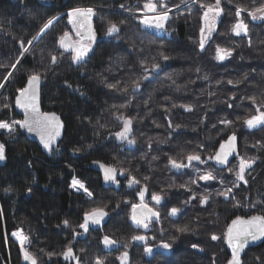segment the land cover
Returning a JSON list of instances; mask_svg holds the SVG:
<instances>
[{"label":"trees","instance_id":"obj_1","mask_svg":"<svg viewBox=\"0 0 264 264\" xmlns=\"http://www.w3.org/2000/svg\"><path fill=\"white\" fill-rule=\"evenodd\" d=\"M143 2L144 0H0V26L3 28L0 31V64L7 65L15 61L20 39L28 46L27 40L38 30V20L60 16L41 40L28 46L31 54H26L18 71L6 82L5 87L0 88V119L5 120L20 119L13 110L16 89L26 82V74L30 70L36 68L43 71L41 56L46 60L48 53L56 50V37L69 31L67 11L78 6L97 9V15L93 19L97 41L86 58V63L81 67L72 65L70 57L65 54L52 71L45 73L41 82L42 110L57 113L64 123L63 137L57 143L58 150L53 154L45 153L37 144L29 142L20 129L12 135L0 130V143L5 145L6 155L5 163L0 166V264H21L20 246L11 237L17 230H22L29 236L31 243L26 247L39 257V264H66L58 256L49 260L45 255L48 251H62L72 239L71 228H64L62 221L68 219L72 225L78 224L85 211L105 204L109 212L105 224L98 229H90L74 242V251L82 256L86 264H90L95 255L104 256L106 264H120L116 257L124 251L128 252L127 264H212L213 257L216 264H227L230 255L223 241L227 226L237 216L248 218L251 215H264V149L251 147L258 140L264 141V130L248 131L237 121V116L249 114L251 105L248 102L232 109L223 103L232 93L236 94L234 103L239 105L240 96L256 94L259 97L264 92V54H261L264 52V43H261L264 41V22L246 19L250 27L252 48L247 46L248 38L230 34V25L235 19L234 5L250 7L252 0H233L231 5L228 0H222L225 14L217 21L216 31L206 44L204 52H200L198 48L201 26L198 5H185L181 0H167L169 6L180 4V8L174 9L170 14L167 31L160 35L151 34L139 25L134 11L129 15L127 13L130 12L119 7L124 4L135 8ZM242 15L246 17V13ZM121 20L124 24L121 25L119 37H105L106 23ZM130 40L136 42L137 50L130 48ZM217 45L234 48L233 57L218 63L213 58ZM161 48L171 59L161 61L163 70L159 74H153V78L145 82L141 91L126 97L104 86V82L114 83L117 79L128 80L139 75V58L147 55L150 60L152 56H157ZM139 49H143V52ZM197 67L200 69L199 74L195 71ZM8 70L0 68V79ZM245 73L248 74V80L238 88L227 84L229 79H240ZM205 74L209 77L207 81L198 79V75L202 77ZM173 80L182 86L180 92L175 91ZM65 81L72 87H66ZM217 81L222 83L217 86ZM77 86L85 95L75 91ZM209 91L215 92V95L209 96ZM150 96L151 102L146 108L144 101ZM165 96L171 97V101H165ZM128 100H131V105L127 109L112 107ZM171 102L191 103L195 106L190 113L180 108L171 110V119L182 125L175 132L167 128L168 121L164 112V107H170ZM4 103H8L10 108L3 109ZM121 111L136 117L133 125L136 143L131 147L121 145L110 135L120 128L115 115H119ZM224 117L237 123L221 131L223 126L218 121ZM233 130L238 136V152L258 157L249 170L248 186L241 185L234 190L235 200L225 201L223 197L213 195L210 203L204 207L200 206L198 199L185 207L182 201L190 193L185 192L180 185L193 176V171L185 169V174L169 171L165 167L168 156L182 158L189 152L199 151L198 145L205 146L203 156H207ZM150 140L151 148L148 147ZM75 147H79L81 151L73 154L72 149ZM153 156L158 159L152 161ZM94 161L98 163H93ZM99 163L128 168L132 175L146 183L148 192L145 201L150 206L154 203L151 200L152 193L165 189L167 194L162 205L157 206L161 212V222L157 224L153 220L147 230L135 227L129 217L131 205L139 203V185L129 188L127 173L117 175L119 187L105 184ZM237 163L235 158L229 166ZM197 167L209 170L214 168L210 162ZM214 174L228 176L226 171H214ZM73 176L94 193L91 199L83 191L77 193L69 188ZM145 176L150 179L145 181ZM33 180L35 183H32ZM199 183L201 188L198 191H202L204 187L209 190L219 187L215 181ZM29 187L32 189L30 193L27 191ZM6 188L11 189L10 193L5 194ZM125 200L128 203H123ZM118 202L119 208L116 207ZM237 202L241 206L233 207ZM253 204L256 206L253 207ZM171 207L184 210L182 214L172 218L167 215ZM184 224H189L195 232L177 233L175 227ZM210 233L221 236V239L212 242ZM105 234L120 243L104 249L99 241ZM134 234L148 237L147 245L154 248L152 256L144 254L145 242L130 240ZM173 237H176L174 243ZM161 241L173 243L172 250L163 252L156 248ZM193 243L198 244L203 251L193 249ZM125 244L128 245L127 248L124 247ZM41 249L45 252H41ZM80 249H84V252L80 253ZM257 255H264V241L244 253V264H255Z\"/></svg>","mask_w":264,"mask_h":264},{"label":"snow or ice","instance_id":"obj_2","mask_svg":"<svg viewBox=\"0 0 264 264\" xmlns=\"http://www.w3.org/2000/svg\"><path fill=\"white\" fill-rule=\"evenodd\" d=\"M188 2L189 0H181V3H184L185 5H187ZM190 3L198 5L201 12L198 48L200 52H204L206 44L211 40L212 34L216 31L217 21L225 14V9L222 7V0H190ZM228 3L231 5L233 0H228ZM119 7L130 13L133 11L137 13L138 23L142 27L154 29L157 32H160L167 31L166 25L171 19L170 14L174 9H179L180 4L169 6L167 0H144L142 5L135 8L126 7L124 4H121ZM234 8L235 19L230 25V34L235 37L248 38L247 46L252 48L253 42L250 38V27L249 23L246 22V19L250 18L251 21L264 22V0H259V2H257V0H252V5L250 7L247 5L235 4ZM243 13H246V17L242 15ZM96 15L97 9L94 7L78 6L70 8L67 11L66 16L68 24L72 25L71 32L65 31L56 37L54 41L56 50L49 52L46 60L43 55L41 56L43 71L36 68L30 70L26 74V82L23 86L16 89L15 106L23 112L24 118L11 120L0 119V130L7 132L9 135L14 134L18 129L25 130L29 134H35L39 137L40 144L45 152L53 154L58 150L57 141L61 135V130L64 128V123L57 113L40 111L41 82L45 77V73L52 71L60 59L65 57V54L70 57L72 65L81 67L84 63H86V58L89 56V53L93 51V45L97 41L96 31L92 25L93 17ZM58 19L59 17L50 16L42 21L38 20V30L35 35L31 37V39L27 40V45L33 46L34 42L41 40L43 36L46 35L54 26V23ZM123 24V20L119 22L108 21L104 27L105 37H119L122 30L121 25ZM0 31H3L2 26H0ZM71 33H75V39H73ZM18 43L20 48L15 61L10 62L7 65L0 64V68L9 69L6 74L3 75L2 79H0V88L5 87L6 82H9L10 78L16 71H18V66L26 57V54H31L30 47L26 46L23 39H20ZM261 43H264V41ZM129 46L132 50H137V44L134 40L129 41ZM139 51L143 52V49H139ZM234 51V48L221 47L220 45H217L213 58L218 63H222L225 60L232 58ZM261 54H264V52ZM170 59L171 56L166 54L162 48L158 50L157 56H152L150 60L147 55L141 56L138 60L139 67L141 69L139 75H136L134 78L130 77L128 80L117 79L114 83L104 82V86L109 90L115 91L120 95L127 97L133 93L141 91L145 82L150 81L153 78V74H159L163 70L161 61L167 62ZM195 71L199 74V67H197ZM83 74L84 73H81V75ZM198 79L207 81L209 77L207 74L202 77L198 75ZM246 80H248L247 73H245L240 79H229L227 84L231 85L233 88H238ZM172 83L175 85V91L180 92L182 86L176 84L175 80H173ZM216 83L217 86H219L222 81H217ZM65 86L68 88L72 87L68 81H65ZM75 91L79 92L80 95H85L79 86L76 87ZM208 94L209 96H213L215 95V92L209 91ZM235 99L236 94L232 93L229 95L228 100L223 101V103H225L229 109L242 107L245 101L251 105V110L248 115L244 117L237 116V121L240 122L241 126L248 131L256 129L264 130V92L260 93L259 97L256 94L240 96L239 105L234 103ZM164 100L171 101V97L165 96ZM150 102L151 96L148 100L144 101L146 108H148ZM130 105L131 100H128L126 103H122L118 106L113 105L112 107L127 109ZM194 107L195 106L191 103L177 104L175 102H171L170 107H164V112L166 113L165 119L168 121L167 128L172 132H175L182 127L181 124L175 123L171 119L170 113L172 109L180 108L185 112L190 113L194 110ZM2 108L8 109L10 108V105L8 103H4ZM115 119L118 121L120 128L118 131L110 133V135L114 136L116 141H118L121 145L126 144L129 147L133 146L136 143V139L133 136V125L136 117L126 115L123 111H121L119 115H115ZM237 121L224 117L221 118L218 123L223 126L221 131H224L225 129L233 127ZM201 123H204L203 118L201 119ZM97 124H99V121H97ZM100 126L103 127V125ZM157 127H159V125H157ZM213 127H216V125H213ZM151 144L152 142L150 140L148 142L149 148H151ZM204 147L205 146L203 145H198V148L200 149L199 151L189 152L182 158H176L169 155L167 164L165 165L169 171H174L180 174H185V169L193 171V176H191L188 181L180 185L185 192L190 193V195L182 201L185 207L197 199L199 200L200 206L204 207L210 203L213 195L223 197L225 201L235 200L234 190L240 188L241 185L245 187L248 186L249 181L247 176L250 174L249 170L253 168V165L258 159L257 156H247L246 154L241 155L238 152V136L235 130L227 135V139L221 140L218 149L209 153L207 156H203ZM251 147L264 149V141L258 140L255 144L251 145ZM80 151L81 149L79 147L72 149L73 154L79 153ZM233 156H235L238 163L235 166H229L231 164L229 158ZM157 159L158 158L156 156L152 157V161ZM4 160H6L5 145L0 143V161ZM209 161L213 162V170H202L197 167V165H204ZM93 163L98 162L94 161ZM149 163L151 166V162ZM99 167L103 172L105 183L115 184L119 187L120 182L117 179V175L119 174L123 176L127 173L126 178L128 181V187L132 188L139 185L137 190L139 203H133L131 205V215L129 217L133 225L137 228L142 227L147 230L153 220H155V223L157 224L161 222V212L157 206L162 205L164 197L167 194L165 189H161L160 192L152 193L151 200L154 203L150 206L145 201V194L148 192V185L143 183L136 176L132 175L128 168H117L103 163H99ZM214 171H226L228 176H217L214 174ZM229 177H231V179ZM143 179L147 181L150 177L145 176ZM212 181H215L219 187L212 190L204 187L202 191H198V189L201 188V184L199 182H205V184H207ZM32 183H35V180H33ZM192 186H195V188ZM69 188L77 193L83 191L90 199L94 196V193L75 176L72 177ZM4 191L5 194H8L11 189L6 188ZM27 191L30 193L32 191L31 187H29ZM123 203H128V201L125 200ZM240 206L239 202L233 205V207ZM255 206L256 205L253 204V207ZM107 207L108 206L105 204L103 206L94 207L89 211H85L82 221L75 225H72L68 219L63 220V227L71 228L72 239L68 241L63 250L60 252H45L44 249H41L40 251L45 252V255L49 258V260H51L54 256H58L62 258L66 264H86V261L82 259V256L74 251V242L77 237L87 234L90 231V226L102 225L105 217L109 215V212L106 210ZM116 207H120L119 202ZM183 210L184 209L180 207H171L168 210L167 215L168 217L174 218L179 214H182ZM175 231L179 234H188L194 233L195 229L189 224H184L182 226H176ZM161 232L163 233V229H161ZM12 235L19 242L20 252L26 264H39V257L29 251L26 247V245L31 243L29 236L24 234L22 230H17L13 232ZM209 238L212 242H216L221 239V236L215 233H210ZM147 239V236L139 234H134L130 237V240L133 242H145L144 254L146 256H152L154 248L147 245ZM175 239L176 237L172 238L173 243L175 242ZM262 240H264V215H251L247 219L237 216L231 221V223L227 226L226 231L223 233V241L227 244V247L231 252L230 257L227 259V264H244L242 254L245 253L246 249L251 244ZM99 243L103 245L104 249H109L112 246L119 244L120 241L105 234ZM173 243L161 241L160 244L155 247L163 250V252H168L172 250ZM124 247L127 248L128 245L125 244ZM192 248L203 251V249L195 243L192 244ZM83 252L84 249H80V253ZM116 259L120 261V264H127L129 259L128 252L124 251L117 256ZM90 264H106V258L101 255H95L92 257ZM212 264H216L215 257L212 259ZM255 264H264V255H257L255 257Z\"/></svg>","mask_w":264,"mask_h":264},{"label":"water","instance_id":"obj_3","mask_svg":"<svg viewBox=\"0 0 264 264\" xmlns=\"http://www.w3.org/2000/svg\"><path fill=\"white\" fill-rule=\"evenodd\" d=\"M93 19H94V17H93ZM66 23H67L68 30L71 32L72 25L68 24V20H67V19H66ZM92 25H93V20H92ZM143 28H144V27H143ZM144 29H145L147 32L151 33V34H160V35H162V34L164 33V31L157 32V31L154 30V29H147V28H144ZM71 35L73 36V39H75V33H71ZM89 54H90V53H89ZM13 110H14V112L20 117V119H23V118H24V114H23V112H22L20 109L16 108V106H15V97H14V100H13ZM40 111H41V112H44V111L42 110V107H41V87H40ZM20 131H21V134H22V135H23V136H24L29 142L37 144V145L43 150V148H42V146H41V144H40V141H39V137H37L35 134H29V133H28L27 131H25V130H21V129H20ZM63 134H64V128L61 130V135H60V137L58 138L57 143L62 139ZM218 148H219V147H218ZM218 148H217V149H218ZM43 151H44V150H43ZM44 152H45V151H44ZM45 153H47V152H45ZM229 159H230V162H231L233 159H235V156L230 157ZM209 162L213 165V162H211V161H209ZM4 163H5V160H4V161H0V166L3 165ZM213 166H214V165H213ZM99 169H100V167H99ZM100 171H101L102 176H103V172H102L101 169H100ZM104 182H105V181H104ZM105 184L110 185L111 183H105ZM145 197H146V194H145ZM145 199H146V198H145ZM244 219H247V218H244ZM106 220H107V217H105V220L102 222V225L90 226V229L95 230V229H98V228L102 227V226L105 224ZM134 226H135V225H134ZM135 227H136V226H135ZM263 241H264V240H262V241H257V242H255V243L251 244V245L246 249V251L249 250V249H251V248H254V247L260 245ZM225 246H226V250L228 251L229 255H231L230 249H228L227 244H225ZM246 251H245V252H246ZM243 255H244V253L242 254V256H243ZM64 262H65V261H64ZM21 264H26V262L23 260V257H21Z\"/></svg>","mask_w":264,"mask_h":264},{"label":"rangeland","instance_id":"obj_4","mask_svg":"<svg viewBox=\"0 0 264 264\" xmlns=\"http://www.w3.org/2000/svg\"><path fill=\"white\" fill-rule=\"evenodd\" d=\"M188 3H190V0H189V2ZM187 3V4H188ZM132 13V12H131ZM131 13H127V14H129V15H131ZM133 14V13H132ZM135 15H137L138 16V14L137 13H135ZM60 17V16H59ZM200 166H202V165H200ZM199 168H201L202 170L204 169L203 167H199ZM209 170V169H208ZM11 237H12V239L14 240V241H16L17 243H18V245H19V242L17 241V239L14 237V236H12L11 235ZM27 246V245H26Z\"/></svg>","mask_w":264,"mask_h":264},{"label":"crops","instance_id":"obj_5","mask_svg":"<svg viewBox=\"0 0 264 264\" xmlns=\"http://www.w3.org/2000/svg\"><path fill=\"white\" fill-rule=\"evenodd\" d=\"M13 236V235H12Z\"/></svg>","mask_w":264,"mask_h":264}]
</instances>
